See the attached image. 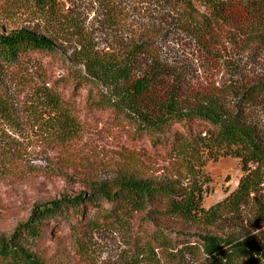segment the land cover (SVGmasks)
Segmentation results:
<instances>
[{
    "label": "trees",
    "instance_id": "16d2710c",
    "mask_svg": "<svg viewBox=\"0 0 264 264\" xmlns=\"http://www.w3.org/2000/svg\"><path fill=\"white\" fill-rule=\"evenodd\" d=\"M124 3L106 7L104 19L109 28L127 35L121 54L97 55L78 25L65 22L62 31L82 44L78 57L86 75L67 69L49 87L22 83L21 95L29 98V105L61 115L64 128L71 130L68 125L77 112L73 97L85 89L84 110L108 112L129 139L146 140L152 152L146 156L168 162L167 177L144 179L126 170L109 185L35 206L8 239L0 238V264H44L30 248L63 225L75 240L118 225L135 226L142 232L141 244L135 247L142 258L139 264H260L256 255L264 257V252L257 241L225 233L224 223L238 215L264 184V123L252 118L263 102L264 83L239 87L225 83L183 98L176 91L159 98L152 91L154 75L137 74L145 57L160 74L166 73L159 49L167 41H180L201 52L211 66L228 65L230 59H223L228 50L252 59L263 56L264 0ZM57 52L41 35L0 34V116H13L21 105L13 99L9 82L16 77L20 82L30 65L62 64ZM95 82L108 94L97 96ZM232 95L236 101L230 107ZM221 157L238 159L242 175L232 192L205 208L202 193L209 179L201 177V168ZM185 176L187 185L181 181Z\"/></svg>",
    "mask_w": 264,
    "mask_h": 264
},
{
    "label": "rangeland",
    "instance_id": "374dc122",
    "mask_svg": "<svg viewBox=\"0 0 264 264\" xmlns=\"http://www.w3.org/2000/svg\"><path fill=\"white\" fill-rule=\"evenodd\" d=\"M124 2L0 0V34L29 32L44 36L57 49L62 61V64L30 65L21 74L20 82L17 77L9 82L13 99L15 96L21 105L13 116H0V238L8 239L35 206L62 196L87 193L98 184L109 185L126 170L144 179H166L168 162L146 156L152 154L146 140L129 139L125 130L112 122L108 112L84 110L85 89H80L73 97L77 112L71 116L72 124L68 125L73 128L71 130L64 128L61 115L35 108L29 105V98L21 95L22 83L49 87L51 81L65 76L67 69L86 75L78 57L82 44L78 38L62 31L65 22L78 25L82 34L89 41L91 39L97 55L121 54L127 35L121 29L109 28L104 19L106 7H123ZM126 17H131L129 12ZM182 43L167 41L164 46L161 44L159 55L166 73L160 74L146 57L140 61L137 75H154L152 91L159 98L172 91L183 98L197 91L221 88L225 83L235 87L254 81L264 83V55L252 59L228 50L223 53L224 60L230 59L228 65L221 62L219 66H211L201 52ZM94 85L97 96L108 94L106 87L96 82ZM233 96L230 107L235 105ZM262 100L252 118L264 123ZM201 171V177L209 179L202 193L205 208L232 192L242 175L239 160L231 157L207 161ZM185 177L181 178L183 185L189 183V178ZM137 230L135 226L126 229L118 225L75 240L63 225L30 250L44 264H139L142 258L137 257L135 247L141 244L138 237L142 232ZM224 232L242 241H257L264 252V184L238 215L224 223ZM256 257L264 264L261 254Z\"/></svg>",
    "mask_w": 264,
    "mask_h": 264
}]
</instances>
